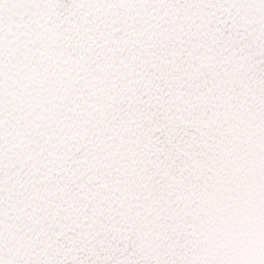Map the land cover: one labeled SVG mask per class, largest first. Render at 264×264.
<instances>
[{
	"label": "snow or ice",
	"instance_id": "6c2138e0",
	"mask_svg": "<svg viewBox=\"0 0 264 264\" xmlns=\"http://www.w3.org/2000/svg\"><path fill=\"white\" fill-rule=\"evenodd\" d=\"M0 264H264V0H0Z\"/></svg>",
	"mask_w": 264,
	"mask_h": 264
}]
</instances>
